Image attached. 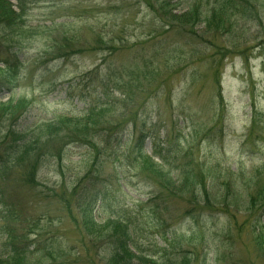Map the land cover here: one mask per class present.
Masks as SVG:
<instances>
[{"label":"rangeland","instance_id":"374dc122","mask_svg":"<svg viewBox=\"0 0 264 264\" xmlns=\"http://www.w3.org/2000/svg\"><path fill=\"white\" fill-rule=\"evenodd\" d=\"M148 1L0 0V38L18 47L22 64L15 88L0 93V142L23 135L50 140L49 153L36 166L35 183L23 182L19 169L10 182L0 180V259L5 264H107L103 246L75 224L60 199L92 166L91 150L69 143L60 158V144L48 132L53 131L49 125L75 120L98 101L100 88L95 92L93 76L87 74L108 71L104 61L126 69L124 89L137 79L126 91L133 99L109 86L107 100H114L119 113H131L126 120L146 110L161 144L179 141V156L171 166L163 163L167 183L164 177H150L151 165L141 174L119 162L108 164L106 172L115 170L118 176L109 178L107 196L95 206L97 225L132 224L137 228L132 253L151 262L161 261L164 247L170 259H181L185 253L177 254L178 246L170 242L177 239L191 264H264L254 238L264 228V9L260 21L236 30L232 39L240 35V40L234 51L228 35L211 33L203 39L176 27L167 33L165 17L149 11ZM181 2L177 13L195 6L192 0ZM160 41L167 45L158 54ZM3 68L0 63V76ZM140 68L144 73L137 76ZM64 129L72 134L75 126ZM143 148L154 155L151 140ZM182 172L195 178L193 183L180 179ZM159 184H176V189L166 192ZM180 185L187 190L180 192ZM230 193L241 196L238 207ZM204 194L214 200L206 205ZM149 199L170 207L165 232L153 227L155 220L146 212ZM48 251L52 256L42 258Z\"/></svg>","mask_w":264,"mask_h":264},{"label":"trees","instance_id":"16d2710c","mask_svg":"<svg viewBox=\"0 0 264 264\" xmlns=\"http://www.w3.org/2000/svg\"><path fill=\"white\" fill-rule=\"evenodd\" d=\"M193 1L195 6H192V4L185 5V7L188 6L189 8L183 13L175 12L177 8L182 6L181 4L183 1L181 2V0H149L147 6L149 11L165 17L163 22L167 24V33L173 31L176 27L177 30L183 29L191 31V33H195L203 39L208 38L207 36L211 33L216 35L220 33V35L223 34V36L228 35L231 38L229 42L234 51H238V42L240 40V35H238V41L232 39L237 34L236 30L245 26L247 22L255 20L260 21L262 19L261 13L264 9V3L257 4L254 0H192V2ZM6 5L7 3L5 2V6ZM234 32L235 34L233 35ZM162 41L158 43V54H160V48H163L166 43ZM18 51V47H15L14 44L0 38V56L2 58L5 57V60L0 62L4 66L3 74L0 76V93L4 90L11 92L18 82L17 80H19L22 64L19 62L20 56L18 53L20 51ZM168 54L167 51L166 55ZM141 63L146 62L144 60ZM104 64H109V68H107L108 71L100 73V68H97L93 72L87 74V76H93L92 85L94 86L93 89H95V92L98 87L100 88L98 101L95 104L90 102L91 106L86 110L83 116L79 118L74 117L75 120L63 119L61 120V125L57 127L53 125L48 126L53 130L48 131L50 139L53 143L60 144V158L69 143L83 144L90 148L92 154V166H87L86 173L76 180L73 187H66L63 196L62 194L60 195V199L65 205L68 214L74 217L75 224H81L83 232L92 238L91 240L95 245L100 243L103 246L108 256L107 264H132L135 259H139L138 262H140V264H191V259L186 256L185 250L182 249L183 244H181V241H177V239H173L170 242L173 243V247L175 244L178 246L175 250L177 254L185 253V255H182L183 257L181 259H170L167 249L164 247L162 252L163 255L160 258L161 261L152 260L151 262L149 261L151 259L147 257H139L132 253V247H134L133 244H135L133 233L135 234V230L137 229L132 224L127 222L126 224L115 223L117 220H114V222H106L99 227L94 220L93 214L95 206L100 200H104L107 196V182L111 178L117 179L118 176L115 170L114 172H106L108 164L112 167L114 162H119L126 169H132L134 171L138 169L141 174H145L144 168L149 169L147 167L151 165L152 168L146 170L151 173L150 177H164L165 180L168 176L164 174L162 170L163 163L171 166L172 161L179 156V141L172 144L168 140H165V143L161 144L158 132H156V129H154L155 127H153L154 123L151 122L152 116L146 112V110L142 113V117L133 118L130 116L128 120H126L125 116L128 117L131 113L126 115L119 113V110L115 107V102H113L114 100H107L109 86H113L116 94L119 96L120 94L127 95L126 97H130L129 100H131L132 94L126 91H130V85L136 82L137 79L135 77L132 79L130 78L131 80L128 82L129 86L124 89L120 85L124 78L123 72L128 75L126 69L122 70L119 65L113 64L112 61L108 63L104 61ZM139 64L140 63L133 62L134 66H138ZM131 70L129 71L131 72ZM138 73L137 76L144 73V71L140 68V72ZM133 74L134 72L131 75L134 76ZM121 101L125 103V100ZM132 105H135L134 101ZM119 119H123V121L120 122ZM73 125L75 126V130L72 131V134H70L67 129H64V126L69 128ZM63 131H66L67 134L61 135ZM12 134L19 135L20 133L12 131ZM147 140H151L153 143L152 153L154 155L152 157L147 156L144 152L143 147ZM49 145L50 140L49 142H40L39 138L37 139L36 136L26 139V135H23L22 138L17 136L11 137L10 141L0 142V180L3 179L6 182H10L13 171L19 169L23 171L26 177V180H22L23 182L28 185L35 183L37 178L36 166H39L41 157L45 155L44 153H49ZM163 150L166 153H163ZM154 157L158 158L162 163H156L153 159ZM143 164L146 165L143 166ZM180 175V179L186 178L187 181H191V183H193L195 179L185 172H182ZM208 176L209 171L207 177ZM164 183H167V180H165ZM201 184L206 185L205 180H202ZM159 185L166 192L176 189L174 188L176 184H173L174 186L172 188L167 187L169 186L168 184ZM228 185H230V183ZM229 187L231 189L233 186L230 185ZM177 189L180 192L187 190L185 185H180ZM228 193L229 191L226 192L227 195ZM229 195L233 197L232 204L238 207L242 201L241 196L238 194L233 196L232 193ZM201 196L202 195H199L198 198ZM204 196L205 199L203 200L205 204L211 203L213 199L212 195L209 196L204 194ZM221 197L226 199L225 196ZM251 200L252 204L256 202V200ZM146 201L148 209L146 212H149L153 220H155V225L153 227L157 229L159 233L165 232L164 226L168 223L166 217H171L170 211L168 210L170 207L168 208L159 201L154 203L153 199ZM159 203L161 205H159ZM261 206L264 207V201ZM11 213L12 212L8 215L10 216ZM256 221L258 224L261 223V218L259 217ZM260 231L261 233L254 238L264 259V228L260 229ZM168 242L169 240H167L166 244H168ZM184 243L186 244L187 242ZM136 245L140 248L138 244ZM138 252L141 253L139 250ZM50 256H52V252L48 251L47 254L44 253L42 258L47 259V257ZM17 262H19V260ZM0 264H5V262L0 259Z\"/></svg>","mask_w":264,"mask_h":264}]
</instances>
